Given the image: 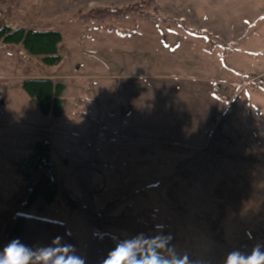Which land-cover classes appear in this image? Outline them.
Listing matches in <instances>:
<instances>
[{"label":"rangeland","instance_id":"rangeland-1","mask_svg":"<svg viewBox=\"0 0 264 264\" xmlns=\"http://www.w3.org/2000/svg\"><path fill=\"white\" fill-rule=\"evenodd\" d=\"M135 4L157 22L79 19ZM0 19L14 29L63 36L58 67L0 43V211L65 224L81 260L102 232L84 223L61 192L53 216L17 206L16 164L45 140L61 183L79 198L71 167L101 165L91 194L98 209L143 191L112 213L149 211L156 224L148 238L119 232L128 243L162 246L168 264H226L238 252L234 235L244 232L241 217H247L240 210L236 228L230 201L245 182L254 192L264 167V0H5ZM40 76L66 85L63 117L42 116L22 89L26 78ZM218 83L232 96L216 99ZM218 119L234 121L215 126ZM220 138L222 145L215 144ZM47 248L38 243L30 264H42Z\"/></svg>","mask_w":264,"mask_h":264},{"label":"trees","instance_id":"trees-1","mask_svg":"<svg viewBox=\"0 0 264 264\" xmlns=\"http://www.w3.org/2000/svg\"><path fill=\"white\" fill-rule=\"evenodd\" d=\"M5 0H0V4ZM128 18L156 23V17L145 10L142 5H132L118 9H97L82 15L79 19L84 23L97 21L99 23L124 21ZM63 36L58 31H41L27 28L14 29L0 19V43L11 49L22 46L31 58H37L43 67H58L62 63L61 45ZM264 88V82L261 83ZM22 89L32 98L45 117L55 119L63 117L66 111V85L50 77H30L22 82ZM233 92L227 86L215 84L212 95L222 100L231 97ZM94 122L93 116L89 117ZM94 125L87 128L90 136L96 134ZM82 144H88L82 139ZM101 165L94 161L74 164L71 173L76 179L81 197L75 196L59 179L58 166L52 160L50 143L45 140L35 142L28 156L17 162L16 171L22 179L17 198V206L24 211H33L41 215L53 216V205L61 192L70 209L76 211L82 221L92 227L102 230L96 234L89 245L83 264H106L112 251L121 244L128 243L119 232H126L138 238H148L149 233L156 229V224L149 219V211L136 214L129 207L127 214L113 216L118 206L131 200L142 190L132 192L113 203L98 209L96 199L92 197V182L95 173ZM144 217L147 219L144 220ZM59 239L57 240V238ZM12 242L30 250L31 258L35 255L38 243H45L49 247L71 245L73 254L76 239L68 231L65 224L48 218L15 214L10 216L0 211V252ZM133 247L132 259L137 264H146L153 256H159L162 264L166 261L164 248L155 243H145L141 240L131 243ZM155 246V247H154ZM167 262V261H166Z\"/></svg>","mask_w":264,"mask_h":264},{"label":"clouds","instance_id":"clouds-1","mask_svg":"<svg viewBox=\"0 0 264 264\" xmlns=\"http://www.w3.org/2000/svg\"><path fill=\"white\" fill-rule=\"evenodd\" d=\"M133 247L131 243L119 245L112 251L106 264H137L132 259ZM71 252V245L43 249L42 264H83V261L76 255L70 254ZM30 259V250L18 242L10 243L0 252V264H30ZM146 264H162V262L159 256H153ZM163 264L168 262L165 261ZM226 264H264V252H261L259 247L254 248L248 256L234 252L229 255Z\"/></svg>","mask_w":264,"mask_h":264},{"label":"crops","instance_id":"crops-1","mask_svg":"<svg viewBox=\"0 0 264 264\" xmlns=\"http://www.w3.org/2000/svg\"><path fill=\"white\" fill-rule=\"evenodd\" d=\"M61 50V49H60ZM170 77V75H164ZM54 80H60L58 77L53 78ZM65 96V94H64ZM229 121L234 120H223L218 119L215 122V126H222L225 123H229ZM259 122V120L257 121ZM231 123V122H230ZM223 138L217 139L215 144L222 145ZM212 143V142H211ZM206 145L208 144L205 143ZM192 170L186 171L185 174H191ZM257 172L255 175L257 176ZM260 178L255 179L258 184L255 186L256 189L247 187L248 182H245V187L241 188L242 191L238 193L237 199L231 200L230 207H236V216L233 218L232 224H235L236 228L240 225L239 219V211L244 210L246 212L247 217H241V225L240 227L244 230H237L235 233L236 241L234 242V246L238 249V252L241 255L248 256L252 253L253 249L259 247L261 252H264V167L261 168L259 172ZM199 181V179H198ZM201 181V180H200ZM247 187V188H246ZM253 192V193H251ZM240 208V209H238ZM233 214V212H232ZM234 216V215H232ZM245 219V220H244ZM227 226H225L226 229ZM226 238L225 236H223ZM245 239V240H243ZM35 257V255L30 259V261Z\"/></svg>","mask_w":264,"mask_h":264}]
</instances>
